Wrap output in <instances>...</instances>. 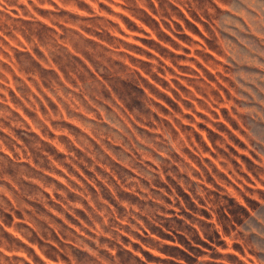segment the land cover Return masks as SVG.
I'll list each match as a JSON object with an SVG mask.
<instances>
[{
    "label": "rangeland",
    "instance_id": "rangeland-1",
    "mask_svg": "<svg viewBox=\"0 0 264 264\" xmlns=\"http://www.w3.org/2000/svg\"><path fill=\"white\" fill-rule=\"evenodd\" d=\"M0 264H264V0H0Z\"/></svg>",
    "mask_w": 264,
    "mask_h": 264
}]
</instances>
